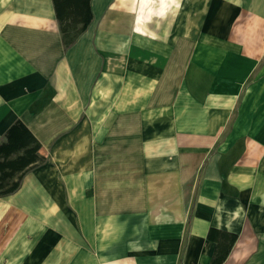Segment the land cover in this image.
I'll use <instances>...</instances> for the list:
<instances>
[{
	"label": "crops",
	"instance_id": "0c3cea01",
	"mask_svg": "<svg viewBox=\"0 0 264 264\" xmlns=\"http://www.w3.org/2000/svg\"><path fill=\"white\" fill-rule=\"evenodd\" d=\"M89 10L65 44L52 0H0V144L45 159L0 264H264V0Z\"/></svg>",
	"mask_w": 264,
	"mask_h": 264
},
{
	"label": "trees",
	"instance_id": "16d2710c",
	"mask_svg": "<svg viewBox=\"0 0 264 264\" xmlns=\"http://www.w3.org/2000/svg\"><path fill=\"white\" fill-rule=\"evenodd\" d=\"M61 35L65 44L84 31L91 19L89 0H52ZM40 144L20 122L6 131V142L0 144V196L11 194L20 185L23 175L42 164L45 159L38 154ZM12 155L15 157L11 158ZM8 186V180L13 179ZM236 236L232 237V241ZM216 262L215 264H219Z\"/></svg>",
	"mask_w": 264,
	"mask_h": 264
},
{
	"label": "rangeland",
	"instance_id": "374dc122",
	"mask_svg": "<svg viewBox=\"0 0 264 264\" xmlns=\"http://www.w3.org/2000/svg\"><path fill=\"white\" fill-rule=\"evenodd\" d=\"M13 180H14V178L11 179V180H8V181H7V184H6L5 186H8L9 184H11V183L13 182Z\"/></svg>",
	"mask_w": 264,
	"mask_h": 264
}]
</instances>
